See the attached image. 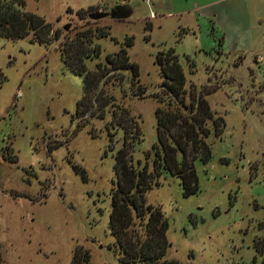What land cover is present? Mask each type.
Listing matches in <instances>:
<instances>
[{"label": "rangeland", "instance_id": "obj_1", "mask_svg": "<svg viewBox=\"0 0 264 264\" xmlns=\"http://www.w3.org/2000/svg\"><path fill=\"white\" fill-rule=\"evenodd\" d=\"M23 1V10L61 31L60 38L87 25L89 19L80 20L77 10L106 11V5L118 4ZM230 1H235L231 12ZM121 4L129 7L128 17L89 20L91 27L107 26L108 35L95 40L99 56L84 64L92 70L120 47L136 64L141 97L133 95L126 78L105 88L113 105L138 118L133 161L143 163L156 141L159 51L176 55L186 88L191 83L199 88L208 78L217 86L204 98L225 125L220 138L211 132L206 138L208 160L194 161L195 193L184 196L179 178L165 172L144 193L146 204L159 207L167 221L164 258L180 264H264V255L254 249L264 238V0ZM81 79L64 67L55 41L0 37V264H69L78 246L88 252L89 264H142L120 262L108 227L113 156L123 133L107 125L110 112L80 127L71 117Z\"/></svg>", "mask_w": 264, "mask_h": 264}, {"label": "trees", "instance_id": "obj_2", "mask_svg": "<svg viewBox=\"0 0 264 264\" xmlns=\"http://www.w3.org/2000/svg\"><path fill=\"white\" fill-rule=\"evenodd\" d=\"M23 5V0H0V37L15 40L29 36L31 42L38 44L55 41L64 67L82 77L81 97L71 117L79 120L80 127L88 118H103L105 112H110L107 125L122 130L121 145L113 156L115 182L110 190L108 213V227L121 253L120 262L180 264L175 258H164L169 246L167 221L159 207L146 204L144 193L160 184L159 178L164 172L179 178L184 196L197 191L194 161L208 160L210 147L206 138L210 132L214 138H220L225 126L222 117L210 109L204 98L217 86L209 85L208 78L199 88L193 83L186 88L173 51H166L165 57L162 51L157 52L155 61L162 80L159 93L154 95L160 103L154 110L156 141L145 153L143 163L133 161L132 145L140 138L138 118L126 107L113 105V97L105 89L114 85L119 77V81L127 79L135 91L133 95L141 97L145 93L138 82L137 66L129 60L125 47L106 54L103 62L87 70L84 60L99 56L95 40L107 36L108 27H91L86 20L87 25L78 26L71 35L60 38L61 31H53L42 17L24 11ZM85 14V10L76 11L80 20L87 19ZM124 44L131 45V40L127 38ZM254 249L264 255V238L256 241ZM88 260V252L78 246L73 249L69 264H89Z\"/></svg>", "mask_w": 264, "mask_h": 264}, {"label": "water", "instance_id": "obj_3", "mask_svg": "<svg viewBox=\"0 0 264 264\" xmlns=\"http://www.w3.org/2000/svg\"><path fill=\"white\" fill-rule=\"evenodd\" d=\"M130 15V9L126 4H116L109 7L106 11H92L86 14L87 19L95 21L107 16L114 19H124ZM68 28V25L63 27L64 30Z\"/></svg>", "mask_w": 264, "mask_h": 264}, {"label": "built area", "instance_id": "obj_4", "mask_svg": "<svg viewBox=\"0 0 264 264\" xmlns=\"http://www.w3.org/2000/svg\"><path fill=\"white\" fill-rule=\"evenodd\" d=\"M116 1H117L116 3L121 4V3H123L124 0H116ZM142 1H144L146 4H148V0H142ZM256 61L257 62L261 61V58L260 57L256 58ZM262 74L264 75V70H263Z\"/></svg>", "mask_w": 264, "mask_h": 264}, {"label": "crops", "instance_id": "obj_5", "mask_svg": "<svg viewBox=\"0 0 264 264\" xmlns=\"http://www.w3.org/2000/svg\"><path fill=\"white\" fill-rule=\"evenodd\" d=\"M232 1H230V3H231ZM119 4V3H118ZM235 4V1H233L230 5H228L229 6V12H231L232 10H233V7L235 6L234 5ZM106 7L107 8H109V7H111V5L109 6V5H106Z\"/></svg>", "mask_w": 264, "mask_h": 264}]
</instances>
